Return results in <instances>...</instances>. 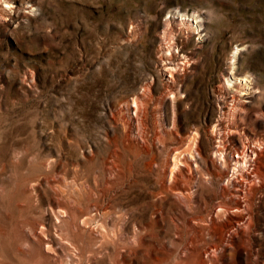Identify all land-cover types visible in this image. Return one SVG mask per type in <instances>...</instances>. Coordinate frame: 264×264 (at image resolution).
<instances>
[{
	"label": "rangeland",
	"instance_id": "1",
	"mask_svg": "<svg viewBox=\"0 0 264 264\" xmlns=\"http://www.w3.org/2000/svg\"><path fill=\"white\" fill-rule=\"evenodd\" d=\"M13 1V17L0 18V264H55L39 241L26 243V229L40 222L54 233L58 203L67 211L53 248L57 264H119L120 251L125 264H180L187 255L182 245L192 236L188 217L206 215L217 203L224 206L221 222L248 218L251 248L248 263L241 252L224 256L218 248L217 264H264V178L246 199L247 210L226 208L233 205L232 180L246 168L232 159L236 134L225 138L219 162L228 170L225 196L217 194L218 183L203 185L207 203L199 205L193 195L184 208L172 195L151 193L160 176L147 169L152 159L130 136L129 121L136 122L134 109L130 118L126 108L148 83L144 146L160 167L167 148L190 133L193 149L210 155L213 132L220 130L214 126L233 106L231 96L250 91L227 78L235 69L254 87L236 95L249 101L234 124L244 141L264 145V117L256 118L264 112V0ZM197 17L202 32L190 26ZM165 29L173 36L171 61L190 63L164 101ZM237 46L244 48L234 63ZM190 186V192L197 188ZM80 210L95 220L83 222ZM214 243L208 238L201 252ZM156 257L163 260L155 263Z\"/></svg>",
	"mask_w": 264,
	"mask_h": 264
},
{
	"label": "bare ground",
	"instance_id": "2",
	"mask_svg": "<svg viewBox=\"0 0 264 264\" xmlns=\"http://www.w3.org/2000/svg\"><path fill=\"white\" fill-rule=\"evenodd\" d=\"M29 6H32V4ZM16 8L17 5L13 0H0V18L9 20L13 17V13ZM187 17V15L183 14L181 21H183L182 19L188 20ZM184 22L185 21H183V23ZM201 22V19L199 20V18L197 17L190 23V26H193L195 28V32H202ZM167 24L169 25V23ZM169 28L170 27L168 26V29ZM171 37L173 36L170 35V32H168L167 29L163 30V33L161 35L160 50L169 51V59H162V68H160L161 71H165L166 74L168 73V87L163 94L164 101L167 100L170 95H172V92H175L172 89L175 86L174 80L176 79V74H182L186 72L188 69L187 67L190 63L189 58H187L184 62H177L176 64L171 61L172 50L174 52V46L171 44ZM243 48L244 47L241 46L236 47V50L233 54V56L235 57L233 59L234 63L237 62V57L240 56ZM175 54L176 53H173V55ZM234 63L232 64L234 65ZM177 66L185 69H183V71L180 73L181 70H179ZM235 73H237V71L235 69H231L230 76H228L227 78L229 79L230 77V79H233L234 82L242 84L244 83L245 88L250 90H241L242 92H240L239 94H251L253 92L251 88L254 87L252 81H250L248 77H245L243 79V77H239ZM142 89L143 90L141 91V94L134 95V103L132 105L127 104L126 108L130 113V118L132 117L131 115H133L131 113V110L134 109V115L132 118H134V121L136 122L135 124L131 120L129 121L132 131L130 133V136H134V138L138 140L137 142H140L143 145L145 149L144 152L149 155L150 159H152L151 162L150 160L146 162L147 169L150 171L156 170V179L160 176V178L157 179L156 189L152 190L151 193L156 198H159L162 195H172L174 200H180L184 202V208H187L186 202L190 201L193 195L197 196L199 205H201V203H207L206 198L199 192L203 185H209L210 183L213 184L214 182H216L218 183V187H220V190L217 192V194L220 195V197L225 196L227 188L230 187L228 184H226L229 181L227 180L228 170L225 169L226 165H223V168L219 164V162H223L222 156H224V151L226 148L225 138L227 136L230 137L231 134H236V138H238V141L235 152H233L232 154V159L234 160V164L236 166L244 164L246 168L243 175H237L233 178L232 186L230 189H228V196L229 198L233 199V205L227 206L226 208L232 211L236 209L239 211L247 210L248 204L246 202V199L252 195V191L254 186L256 185V182L264 178V171L262 169V149H264V145L259 144L258 146H255L251 145L249 142L244 141L243 135H241L240 133L241 126L238 127L236 124H234L235 121L241 120L240 115L245 113L246 104L249 100L246 98L236 97V95L239 94H233L231 96L232 101H234L233 106L223 112L221 117H219L220 119L216 121V124L214 126H219L220 130H216L215 132H213L216 139L214 141L210 155L203 154L198 147L193 149L192 143L195 139V133H190L186 137H181L178 141V144L171 145L167 148L168 155L165 160V167H160L159 161L153 158L150 149L147 146H144L145 142L148 140V135L146 127L144 126L142 115L146 110L144 105L148 102L149 99L148 96L150 85L147 83V85L142 87ZM258 91L259 89H257L255 92ZM259 116L264 117V112L257 115L256 118H258ZM236 117L237 120H235ZM229 118L234 120H229L223 123V120H228ZM252 140L256 142L254 138ZM149 162L152 164H149ZM108 168L111 167L108 166ZM112 177L113 173L110 172L108 176L109 179L107 181H113L110 180ZM225 180L227 181L226 183H224ZM220 181H222V183ZM190 184L197 186V188L193 189L192 192H190ZM54 186H60V184L54 183ZM240 200L243 202L240 203ZM55 206L57 207V209L56 211H53V215L56 216L58 220V224L54 225L55 232L51 234L50 226H45L40 222L35 223L33 227H27L26 229V233L28 236V240H26V243L28 244L30 242L29 240L39 241L38 243L42 244V249H44L48 253H51V255L53 256L52 261L57 264V262L61 260V258L55 253V250L53 248L54 244H58L61 241V223L64 219L63 215H66L67 210L65 211L60 203ZM221 208H224V206L220 203H217L212 208L213 210H208V212H206V215L193 214L188 217L187 226L191 229L192 236L189 240H185L182 245V254L187 255L182 258V260L179 262L180 264H217L218 248H221L224 256L226 253L229 254L231 251L241 252L242 254H244L246 263H248V260L251 256V248L247 246L249 237L247 228L248 218L246 217L242 221L240 219L231 217L227 221L221 222ZM80 216L81 220L85 223L95 220V217L90 215V211L80 210ZM74 228L78 229L77 222L74 223ZM208 238H213V241H215V243L213 244V248L201 252V244L203 242H206ZM69 242L80 249V246H78L72 240H69ZM64 255L68 260H71V254L65 253ZM119 256V264H125V262L127 261L126 252L124 251V253H122V251H120ZM154 260L155 263H159V261L163 260V258L156 257Z\"/></svg>",
	"mask_w": 264,
	"mask_h": 264
}]
</instances>
